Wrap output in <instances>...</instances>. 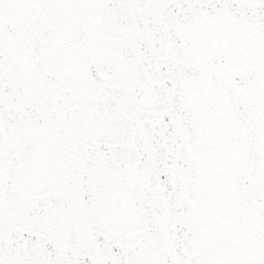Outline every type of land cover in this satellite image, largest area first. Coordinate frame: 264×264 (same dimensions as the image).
Returning a JSON list of instances; mask_svg holds the SVG:
<instances>
[{"label":"water","instance_id":"95a60500","mask_svg":"<svg viewBox=\"0 0 264 264\" xmlns=\"http://www.w3.org/2000/svg\"><path fill=\"white\" fill-rule=\"evenodd\" d=\"M0 264H264V0H0Z\"/></svg>","mask_w":264,"mask_h":264}]
</instances>
